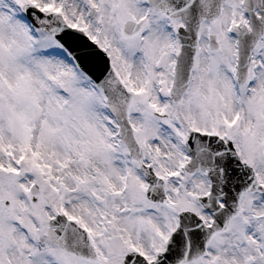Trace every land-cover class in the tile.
<instances>
[{
    "label": "snow or ice",
    "instance_id": "obj_1",
    "mask_svg": "<svg viewBox=\"0 0 264 264\" xmlns=\"http://www.w3.org/2000/svg\"><path fill=\"white\" fill-rule=\"evenodd\" d=\"M0 264H264V0H0Z\"/></svg>",
    "mask_w": 264,
    "mask_h": 264
}]
</instances>
